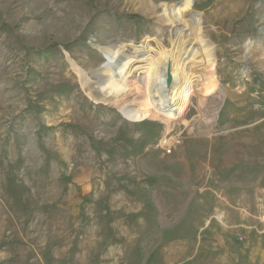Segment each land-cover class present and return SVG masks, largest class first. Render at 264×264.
I'll return each instance as SVG.
<instances>
[{
    "label": "rangeland",
    "instance_id": "374dc122",
    "mask_svg": "<svg viewBox=\"0 0 264 264\" xmlns=\"http://www.w3.org/2000/svg\"><path fill=\"white\" fill-rule=\"evenodd\" d=\"M171 4L215 67L195 51L193 104L166 117L140 102ZM0 264H264V0H0Z\"/></svg>",
    "mask_w": 264,
    "mask_h": 264
},
{
    "label": "bare ground",
    "instance_id": "6f19581e",
    "mask_svg": "<svg viewBox=\"0 0 264 264\" xmlns=\"http://www.w3.org/2000/svg\"><path fill=\"white\" fill-rule=\"evenodd\" d=\"M178 16H182L180 7L173 6L172 4L158 11V17L163 20L164 26L155 28L154 32L155 35L160 36L159 38L161 40L164 38L168 39L170 45L169 51H171V54L168 52L169 55L167 54L163 58V61L157 64L155 72L149 74L147 96L140 102L144 108L152 106L157 112L166 117L175 115L185 107L187 103H190V105L193 104V102H190V94L195 89L196 85L189 80V75L194 73L198 68L196 62L192 59L195 51L199 49L202 52L206 67H215L213 66L214 57L212 56L213 54H211V46L209 43L204 42L205 38L196 32V28L193 27L192 23L181 22L178 20ZM195 42H202V44L199 43L202 46ZM179 47H181V51H179L181 58H179V55L177 58L176 56L173 57L172 50L174 48L179 49ZM204 49L207 53L203 52ZM107 50L110 53V61L117 60L119 54L117 44L113 42L108 46ZM175 59H177V61L180 59L181 71L179 70L180 66L175 65ZM213 70L214 69L209 70L210 73H208V75L206 74L202 79L200 78L199 88H201L204 93H198L197 101L194 103L199 116L196 115L191 119L197 131H199V134L202 135L209 133L211 127L208 123L214 118L212 111L207 106L208 96H212V103H214V106H218L223 100V95L216 91L218 85ZM103 75V72L95 74L97 77L96 87L93 88L92 86V88H88L93 92V98L105 101L111 98L114 85L103 79ZM83 80L84 83L88 85L86 76L83 77ZM121 80L122 77H119L115 82H121ZM116 87L121 86L117 85ZM121 91L125 92V88H121Z\"/></svg>",
    "mask_w": 264,
    "mask_h": 264
},
{
    "label": "built area",
    "instance_id": "2783aa9c",
    "mask_svg": "<svg viewBox=\"0 0 264 264\" xmlns=\"http://www.w3.org/2000/svg\"><path fill=\"white\" fill-rule=\"evenodd\" d=\"M162 141L164 142V145H163L164 148L167 149L170 152L169 145L168 144H165V139H163V140L161 139V142Z\"/></svg>",
    "mask_w": 264,
    "mask_h": 264
}]
</instances>
